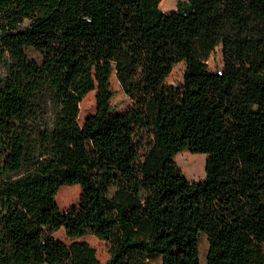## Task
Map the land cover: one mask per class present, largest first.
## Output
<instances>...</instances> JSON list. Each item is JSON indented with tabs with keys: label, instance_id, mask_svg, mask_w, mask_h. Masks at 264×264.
I'll list each match as a JSON object with an SVG mask.
<instances>
[{
	"label": "trees",
	"instance_id": "trees-1",
	"mask_svg": "<svg viewBox=\"0 0 264 264\" xmlns=\"http://www.w3.org/2000/svg\"><path fill=\"white\" fill-rule=\"evenodd\" d=\"M159 2L0 0V264H201L200 232L203 264H264V0ZM184 148L206 154L202 178ZM65 184L80 195L60 210Z\"/></svg>",
	"mask_w": 264,
	"mask_h": 264
},
{
	"label": "rangeland",
	"instance_id": "rangeland-1",
	"mask_svg": "<svg viewBox=\"0 0 264 264\" xmlns=\"http://www.w3.org/2000/svg\"><path fill=\"white\" fill-rule=\"evenodd\" d=\"M175 1L171 0V4L168 10L164 11V13H168L175 9ZM207 68L211 71L213 70H221L222 68V57H221V49L220 45L217 44L214 47V50L209 54L206 59ZM184 68V62L178 61L173 64L170 72L165 77L164 81L169 84H178L182 80V72ZM5 73L4 64L2 58L0 57V76L2 77ZM110 89L113 91V94L110 97V104L113 108V112H122L124 111L130 104L131 100L122 92L121 88L118 85V82L114 76V73L111 72L110 77ZM94 90L88 91L79 102V111L77 115V121L79 124L82 123L83 118L92 113L95 109L94 102ZM189 156H192L191 159H188ZM193 156H196L194 159ZM206 154L205 153H194L188 151V149L184 148L182 150L177 151L173 155V159L176 164L181 168L182 172L189 180L200 179L204 175V161ZM195 164V167L192 168L191 165ZM80 195V188L78 184L71 185H61L58 187L55 200L59 206L60 210H65L71 205H77ZM52 235L61 240L63 243H68L69 240L65 237L63 229L60 227L56 231L52 233ZM79 239L86 240L94 249L95 255L99 259L100 262L104 263L107 258V243L99 238L91 234H86ZM262 249L264 251V244H262ZM206 250V237L203 233H199L198 236V256L201 264L204 262V254ZM146 264H160V256L158 254H151L147 258Z\"/></svg>",
	"mask_w": 264,
	"mask_h": 264
},
{
	"label": "bare ground",
	"instance_id": "bare-ground-1",
	"mask_svg": "<svg viewBox=\"0 0 264 264\" xmlns=\"http://www.w3.org/2000/svg\"><path fill=\"white\" fill-rule=\"evenodd\" d=\"M170 4H171V0H160L159 7L162 10L166 11V10H168Z\"/></svg>",
	"mask_w": 264,
	"mask_h": 264
},
{
	"label": "water",
	"instance_id": "water-1",
	"mask_svg": "<svg viewBox=\"0 0 264 264\" xmlns=\"http://www.w3.org/2000/svg\"><path fill=\"white\" fill-rule=\"evenodd\" d=\"M204 166H205V161H204Z\"/></svg>",
	"mask_w": 264,
	"mask_h": 264
}]
</instances>
